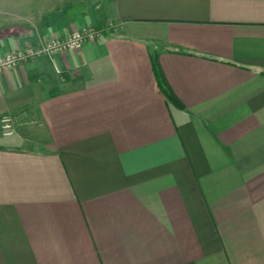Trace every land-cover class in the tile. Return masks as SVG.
Masks as SVG:
<instances>
[{
	"label": "crops",
	"instance_id": "obj_1",
	"mask_svg": "<svg viewBox=\"0 0 264 264\" xmlns=\"http://www.w3.org/2000/svg\"><path fill=\"white\" fill-rule=\"evenodd\" d=\"M88 25L0 70V264H264V0H0V57Z\"/></svg>",
	"mask_w": 264,
	"mask_h": 264
},
{
	"label": "built area",
	"instance_id": "obj_2",
	"mask_svg": "<svg viewBox=\"0 0 264 264\" xmlns=\"http://www.w3.org/2000/svg\"><path fill=\"white\" fill-rule=\"evenodd\" d=\"M105 30L106 27L88 25L73 30L63 38L53 37L46 40L38 47L28 46L26 48H17L7 55L0 57V70L16 67L27 60L43 54H55L62 51L80 49L86 42L96 41L101 38ZM3 129L7 135L13 133L9 118L3 119Z\"/></svg>",
	"mask_w": 264,
	"mask_h": 264
},
{
	"label": "trees",
	"instance_id": "obj_3",
	"mask_svg": "<svg viewBox=\"0 0 264 264\" xmlns=\"http://www.w3.org/2000/svg\"><path fill=\"white\" fill-rule=\"evenodd\" d=\"M158 56H159L158 51L155 50L154 54H153V66H154L155 74L157 76V80L159 82V86L161 87L162 91L165 93L169 102L174 103L176 105H180L179 100L177 99L176 95L174 94V92L170 88L163 72L159 68Z\"/></svg>",
	"mask_w": 264,
	"mask_h": 264
},
{
	"label": "rangeland",
	"instance_id": "obj_4",
	"mask_svg": "<svg viewBox=\"0 0 264 264\" xmlns=\"http://www.w3.org/2000/svg\"><path fill=\"white\" fill-rule=\"evenodd\" d=\"M10 122H11V120H10Z\"/></svg>",
	"mask_w": 264,
	"mask_h": 264
}]
</instances>
